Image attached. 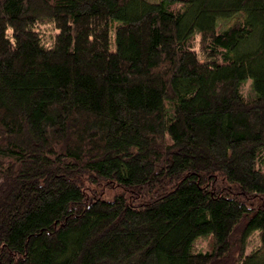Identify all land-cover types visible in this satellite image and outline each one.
<instances>
[{"label":"trees","instance_id":"1","mask_svg":"<svg viewBox=\"0 0 264 264\" xmlns=\"http://www.w3.org/2000/svg\"><path fill=\"white\" fill-rule=\"evenodd\" d=\"M0 264H264V0H0Z\"/></svg>","mask_w":264,"mask_h":264},{"label":"rangeland","instance_id":"2","mask_svg":"<svg viewBox=\"0 0 264 264\" xmlns=\"http://www.w3.org/2000/svg\"><path fill=\"white\" fill-rule=\"evenodd\" d=\"M151 2H155L157 0H150ZM43 29H46L47 30V33L48 35H51L50 32L52 31V27L50 25H47V26H44ZM122 192V189L117 187V188H110L108 187L107 188V191H106V198L109 199V200H113V198ZM258 200H253V201H249L248 204H250L251 206H257L258 204ZM199 247L202 249V250H208V247H209V242L208 240H201L199 242Z\"/></svg>","mask_w":264,"mask_h":264}]
</instances>
